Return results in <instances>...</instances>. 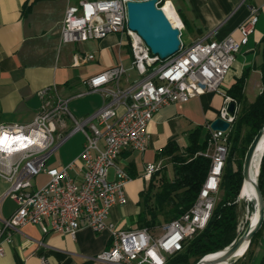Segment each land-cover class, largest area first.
Instances as JSON below:
<instances>
[{
  "label": "built area",
  "instance_id": "obj_1",
  "mask_svg": "<svg viewBox=\"0 0 264 264\" xmlns=\"http://www.w3.org/2000/svg\"><path fill=\"white\" fill-rule=\"evenodd\" d=\"M127 1L65 0L59 41L101 39L109 33H118L128 45V69L134 70L139 78L133 85L120 88L118 82L127 69L116 63L85 79L87 91L98 92L104 99L85 118H74L66 108V99L53 89L44 88L38 92L42 102L31 121L0 123V137H6L0 142V178L7 182L3 196H9L16 205L9 217L1 220L0 235L26 223L39 226L43 233L70 236L81 226L94 233L106 229L109 245L96 255V260L104 264H165L167 256L180 251L183 243L205 226L217 199L228 149L227 132L237 110L221 87L239 46L252 29L256 10L251 8L239 25V41L228 36L218 40L196 39L184 47L178 24V49L161 62L150 54L139 35L127 28ZM166 4H169L166 0H156L155 6L163 11ZM91 57L75 54L72 64ZM205 92L222 97L217 116L229 126L225 131H213L206 124L209 136L203 155L209 158V163L195 200L177 218L157 226L158 233L145 227L117 229L107 217L112 206L125 204L124 185L131 179L115 164L120 150L143 151L148 140L146 125L161 106L184 102ZM229 102L234 107L228 117ZM65 119L71 122L72 130L61 136L57 130L63 127ZM74 132H80L84 139L77 157L62 166L46 167L50 153ZM109 168L113 169L112 179L107 176ZM159 168L158 163H146L143 177L148 178ZM39 173L47 179L33 188L31 179ZM8 240L9 233L5 232L0 239V255L2 242Z\"/></svg>",
  "mask_w": 264,
  "mask_h": 264
},
{
  "label": "crops",
  "instance_id": "obj_2",
  "mask_svg": "<svg viewBox=\"0 0 264 264\" xmlns=\"http://www.w3.org/2000/svg\"><path fill=\"white\" fill-rule=\"evenodd\" d=\"M166 1L169 4L163 7L165 16L171 25L180 24L181 30H188L193 36L192 41L218 40L227 36L239 41L241 33L238 27L248 17L249 10L254 8L256 20L246 35V41L239 46L234 56L238 61L234 59L232 62L224 80V90L243 68L258 63L257 46L264 35V0ZM24 6L28 7L26 13L22 12ZM64 7L65 0H0V123L31 121L42 102L38 92L44 88L53 89L56 95L66 99V108L74 118L91 115L104 99L98 92L87 91L83 81L116 63L127 69L118 82L120 88L129 87L138 80L136 73L133 74L135 71L128 69L129 50L123 36L118 33H109L101 39L60 42L59 28ZM75 54H91L92 57L73 65L72 57ZM251 71L259 77L257 70ZM258 86L259 91L260 81ZM221 105L222 97L219 94L205 92L184 102L161 106L154 113L146 125L148 140L145 149L141 152L130 148L121 149L115 160V164L125 171L129 168L133 176L124 185L125 204L110 208L108 222H112L117 229L137 227L138 192L149 178L143 177L144 165L158 163L166 174L168 170L171 172L166 157H157L158 151L169 138H174L178 145L184 146L188 133L196 126L206 127L210 120L217 117ZM71 130V122L65 119L57 133L66 136ZM83 141L81 134L76 139L75 149L67 155L64 163L50 165L47 158L45 166H62L75 159ZM107 176L113 178L112 168H109ZM6 189L7 182L0 178V227L1 220L9 217L16 208L9 196H3ZM5 232L9 233V240L2 242L0 264H43V261L45 264H104L95 257L109 245L106 229L94 233L86 226L77 229L73 236L43 233L39 226L30 223L4 231L0 239L5 236ZM252 258V264H264V219L249 261Z\"/></svg>",
  "mask_w": 264,
  "mask_h": 264
},
{
  "label": "trees",
  "instance_id": "obj_3",
  "mask_svg": "<svg viewBox=\"0 0 264 264\" xmlns=\"http://www.w3.org/2000/svg\"><path fill=\"white\" fill-rule=\"evenodd\" d=\"M27 9L24 6L22 12L26 13ZM257 50L258 63L243 68L240 75L225 89V94L231 97L237 110L227 132V155L210 216L205 226L183 243L180 251L167 256L165 264H194L203 255L229 245L240 233L236 232L240 164L247 145L264 121V35L259 40ZM251 69L259 72L260 89L251 102L245 103L243 87ZM244 128L246 131L243 135ZM208 136L209 131L205 126H196L188 133L184 146L178 145L174 138L167 139L157 157H166L171 165V175L167 176L163 168L153 171L144 188L138 192L139 211L135 217L137 227L152 231L161 223L177 218L191 206L208 168L209 158L203 155ZM126 171L130 177L133 176L129 168ZM257 184L264 201V151L258 165ZM258 233L253 235L242 256L231 264H248ZM245 257L246 260L243 259Z\"/></svg>",
  "mask_w": 264,
  "mask_h": 264
},
{
  "label": "water",
  "instance_id": "obj_4",
  "mask_svg": "<svg viewBox=\"0 0 264 264\" xmlns=\"http://www.w3.org/2000/svg\"><path fill=\"white\" fill-rule=\"evenodd\" d=\"M156 0H128L125 3V21L128 29L136 32L149 49L150 54L164 60L179 46L177 25H171L164 12L155 6ZM233 103L226 106L227 116L233 113ZM229 123L219 116L208 123L213 131H225ZM262 147L260 149V145ZM264 151V121L247 145L240 164L241 182L236 200L244 186H250L253 199V222L246 223L237 237L221 250L208 253L194 264H228L241 257L248 244L261 228L264 219V201L257 184L258 165ZM257 159L255 178L251 176L253 160ZM241 255V256H240Z\"/></svg>",
  "mask_w": 264,
  "mask_h": 264
},
{
  "label": "rangeland",
  "instance_id": "obj_5",
  "mask_svg": "<svg viewBox=\"0 0 264 264\" xmlns=\"http://www.w3.org/2000/svg\"><path fill=\"white\" fill-rule=\"evenodd\" d=\"M193 36L191 35V33L186 30V29H182L181 30V34H180V40L181 43L184 47H186L190 41H192ZM236 56V54H235ZM236 61H238V58L235 57L234 58ZM230 71V70H229ZM229 73V72H228ZM133 74H135V72H133ZM258 83H259V77L256 73L252 72L251 70L248 72L245 82H244V87H243V100L245 103L247 102H251L254 98V96L256 95V93L258 92ZM225 82L222 83V87L224 88L225 86ZM242 104V103H241ZM238 105V108L241 106ZM245 128L242 130V134H245ZM81 133L80 132H76L74 133L72 136H70L67 140H65L59 147L56 148L55 151L52 152V154L49 155L48 159H47V163L50 165H59L65 162V159L67 157L68 154H70L76 147V139L78 137H80ZM166 175L170 176L171 172L168 170ZM46 176L42 173H39L37 175H35L33 177V181H34V188H38L40 187L45 181H46ZM109 179V178H108ZM238 201V217H237V224H236V232L239 233L242 231V229L245 227L246 223H247V219H248V215L249 212L251 210V203L250 202H246V201H241V200H237ZM162 225V223H161ZM160 230L158 228H154L152 229L153 233H158ZM244 260H246V257L243 258ZM252 258L249 261V264H252L253 262ZM242 260V258H241ZM228 264H231L228 263ZM232 264H238V263H232Z\"/></svg>",
  "mask_w": 264,
  "mask_h": 264
},
{
  "label": "bare ground",
  "instance_id": "obj_6",
  "mask_svg": "<svg viewBox=\"0 0 264 264\" xmlns=\"http://www.w3.org/2000/svg\"><path fill=\"white\" fill-rule=\"evenodd\" d=\"M261 147H262V144L260 145V149H261ZM252 163H253V168L251 169V173H252L251 176L254 179L255 178V174L253 172V169H254V171H256L257 159H254ZM237 200L246 201V202H250L251 203V210H250L249 215H248L247 223L253 222V220H254L253 199H252V190H251L250 186H244L242 188Z\"/></svg>",
  "mask_w": 264,
  "mask_h": 264
},
{
  "label": "snow or ice",
  "instance_id": "obj_7",
  "mask_svg": "<svg viewBox=\"0 0 264 264\" xmlns=\"http://www.w3.org/2000/svg\"><path fill=\"white\" fill-rule=\"evenodd\" d=\"M6 137H0V142H2Z\"/></svg>",
  "mask_w": 264,
  "mask_h": 264
}]
</instances>
